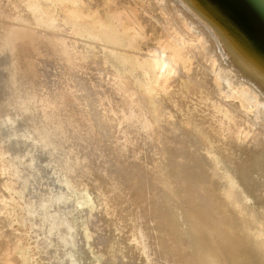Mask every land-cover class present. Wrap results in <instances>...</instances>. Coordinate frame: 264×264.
<instances>
[{
  "label": "bare ground",
  "instance_id": "1",
  "mask_svg": "<svg viewBox=\"0 0 264 264\" xmlns=\"http://www.w3.org/2000/svg\"><path fill=\"white\" fill-rule=\"evenodd\" d=\"M55 1L68 16L72 15L74 20L80 19V21L82 19L78 18L75 11L68 12L67 3L76 5L82 13L83 11L85 13L83 8H89L91 11L94 7L92 13L87 15L90 21L98 18L100 9L108 8L107 2L112 3V8L118 4L119 7L113 8L114 11L109 13L106 21L102 17L97 22L99 25L103 20L110 24L106 37L111 43L126 41L121 40L112 29L110 19L117 14L115 9H127L129 14L141 20L139 22L147 21L148 28L153 31V44L143 46V51L138 54L140 58V67H138L151 88L149 90L159 92V100L156 99V102L161 104V115L165 117V121L155 126L144 113L143 108L147 106L144 107L143 104L141 107L140 102L143 100L140 101L139 96L135 94V85L133 87L131 84V88L135 89L133 91L128 88L126 81L125 83L122 81L120 87L116 86L115 83L119 80L113 71H107V65H103L102 72L108 75L106 79L108 84L114 86L110 91L120 94L122 98L120 101L116 100L118 105L113 104L108 95L106 98L97 96L98 100L102 101L98 103L104 107L103 109L100 110L97 104L93 103L95 98H92L90 104L88 103L89 109L87 106H83V109L81 107L83 104L76 95L83 90V94L86 93L85 96L90 97L86 80L85 84L76 80L75 91L71 90V93H67V98L69 96L73 101L70 106L67 104L63 106L65 102H61L65 92L63 87H60L62 90L60 93H56L58 96L56 99L51 97L49 99L47 96L45 99L37 90L44 84L47 85L46 80L42 81L43 85L40 83L41 87L39 85L35 87L36 84L33 86L30 81L29 84L32 86L27 83V80L35 76L30 63L36 57L33 55L35 57L33 58L30 53L33 61L23 59L25 55L23 53L27 50L35 51L38 57L42 56L44 50L34 49L37 45L35 39L38 38L34 36L35 34L33 35L35 39L31 38L32 33H27L30 29L24 32L22 28V34L31 35L29 37L32 41L34 39L36 45L29 38L28 42L25 35H21L14 26L9 27V29L14 28L12 31L15 32L11 31L10 35L13 39V55L7 58H11L14 63L10 64V66L13 64L11 66L13 68L7 65L10 71L17 70L14 76L19 83L15 86L11 83L12 90L8 86L9 92L13 91V100L17 105L15 101L14 105L13 103L9 105L8 101L6 104V100L4 103L0 102V171L2 173L3 170H13V176L10 178L20 179L22 182L19 189L8 192L4 181L0 179V264L26 263L32 251L28 252L29 237L39 251L41 261L36 260L40 262L46 264L92 262L86 249L81 248L82 240H80L81 236L79 237L81 234L78 227L79 223L85 220L92 235L99 234L100 226L94 218L91 215L85 217L81 213L83 207L90 206L91 201L87 195H80L72 203L67 198L69 194L66 188L53 192L48 187L45 192L42 189L43 192L37 191L38 195H34V191L30 192L29 181H33L32 184L39 182L42 186L40 180L43 181L44 176L41 171L46 168H52L49 176H56L58 180L59 178L68 180L67 186L70 187L72 184L78 185L80 177H86L84 182L86 184L90 182L96 187L102 201H105L102 204L114 228L120 232L118 236L121 237L125 234V230L130 228V231L128 230L130 233L127 231L130 240L124 238L126 241L132 240L131 242L136 245L132 247L138 250L147 264H159V260L160 264H264V58L257 52L256 47L247 43L244 36L243 39L237 37L235 30L228 25L224 16L209 0H116L115 5L112 2L114 0ZM131 1L137 5L131 8L129 6L132 4ZM20 2L22 6L18 8V12L23 10L28 15V21L18 19L23 25L29 22L35 23L34 26L36 23L54 26L60 22L58 21L60 18L53 15L52 0H36L32 5L29 3L33 0H20ZM41 4H46V8L40 9ZM4 8L0 4V15H4ZM7 12L18 13L12 7ZM82 13L80 15L83 16ZM63 24L60 25L64 28H61L63 31L61 33L67 35L68 31L71 36L80 34L75 30L78 26L73 29ZM3 25L9 26L7 23H2ZM19 28L18 30L21 29ZM51 29L55 30V28ZM89 32L90 35L91 31ZM144 36L145 34H139L131 38L128 44L134 45L139 40L143 41ZM1 37L0 45L11 48L9 44L7 45L8 37L6 39V36ZM77 39L79 38L61 39V49L54 48L60 51L59 54L71 55L72 60L76 62L86 66L92 65L95 62H92L94 59L91 58L95 57H92V53L87 54L85 49L82 50V42ZM215 39L218 44L213 46ZM9 51L10 54L11 50ZM30 56L26 57L30 58ZM2 57L5 59L4 56ZM28 61L29 63H26ZM33 63L36 64V61ZM7 65L0 63L2 74L7 73L9 69ZM38 65L43 66V63ZM41 67L38 66V69L35 67L37 70L34 67L32 69L38 71L42 70ZM5 68L6 71L3 72ZM26 71L32 72L28 78L29 73H25L28 74L26 76L24 74ZM21 73L27 78V82L22 81ZM9 74L7 73L6 76L9 77ZM42 76L37 77L42 78ZM37 77H34L35 80ZM14 81L16 79H13V85ZM104 85H101L102 88ZM5 86L6 84L3 87ZM34 88L38 95L33 92ZM149 90L147 89L148 92ZM39 91L43 92V90ZM96 91L91 94L92 97L97 95ZM100 91L102 92L101 89ZM100 91L99 93L104 96ZM144 97L140 95L141 99H145ZM191 101L193 106L204 105L203 112H207L211 124L208 128H204L203 125L201 127L203 129L198 128L201 122L199 126L194 125L199 109L193 108L186 112V116H181L183 104ZM162 103H165V107ZM71 139H75L76 143L68 144ZM96 140L98 143L105 142L99 143L100 146L96 149ZM176 143H178L177 147H180V154L182 151L185 152L187 158L184 154L182 156L185 158L176 156L171 158L172 152L169 151ZM64 146L68 152L62 150ZM97 150L104 151L103 155L114 161L110 162L111 164L108 161V166H105L114 169H112L114 172H110L114 174H108L106 178L110 177L116 183L118 181L127 189L131 187L129 185L136 177L141 180L144 188L150 185L149 194L154 200L149 201L152 203L147 204L148 207H145V203L142 204L143 200L140 201L138 197L136 198L139 201H136L137 199L132 201L133 195L129 198L130 201L124 194L126 200L123 201L124 199L120 198L122 196L120 189L117 197L116 188V191L110 193L111 189L98 181L100 169L98 171L97 168L101 165L95 160L96 155L98 157ZM163 150H168V154L165 155L166 152ZM147 163L152 167H145ZM125 168L126 171H123L122 169ZM199 169L204 171V178L200 175ZM93 174L96 176L93 177ZM254 176L260 181H256ZM148 180L150 183L147 187ZM121 185L119 188L122 192L124 187ZM129 195L128 193V197ZM117 198H120V201H115ZM14 215L20 223L15 231L10 224ZM151 226L154 231L149 229ZM113 235L115 237L117 233ZM95 246L105 249L102 248L101 243H96ZM108 246H113L119 251L128 250L119 240L109 242Z\"/></svg>",
  "mask_w": 264,
  "mask_h": 264
},
{
  "label": "rangeland",
  "instance_id": "2",
  "mask_svg": "<svg viewBox=\"0 0 264 264\" xmlns=\"http://www.w3.org/2000/svg\"><path fill=\"white\" fill-rule=\"evenodd\" d=\"M53 1V5H52V7H53V15H55V17H57V18H60V20L58 19V21H60V22H58V24H55L54 26H50V24H48V25H45V24H39V23H36V25L34 26L33 24H35V23H29V22H27L26 24H24L23 25V23L22 22H20L18 19H21V20H24V21H28V15L26 14V12L25 11H19L18 12V8L19 7H21L22 6V3L20 2V0H0V4L1 5H3L5 8V10H4V15L2 14V15H0V18L2 17V19H0V29H1V27H2V29L0 30V38H2L1 36H6L5 37V39L8 37V39H6L7 40V45L8 46H11V48L10 47H6L5 45H0V54H2L1 56H0V63L2 64V65H9L10 66V64L13 62L14 63V61H12L11 60V58H7V56H11L12 57V55H13V52H12V49H13V47H12V41H13V39H12V36H10L11 35V33L14 31H12V29H14V28H10L9 29V27H15V30L17 29V31L19 32L20 31V34L21 35H25V34H22V32H23V29L22 28H24V32H27V30L28 29H30V30H28V34L29 33H32L31 35L33 36L34 34V36L36 37V38H38V39H35L34 38V36L32 37L31 35H29V36H31V38H34L35 40H37L36 41V43H37V45H36V43L34 42V39H33V41H32V39L28 36V35H25L24 37H25V39H31L30 41H32V43L34 42L35 43V45L37 46H34V44H32V46H34V49H36V48H39L40 50H44V51H42V56H39L38 57V54L35 52V51H28L27 50V52L25 51L23 54H25L26 56L28 55V56H30L31 54V56H33V58H35V60L34 61H36V64L35 63H33L34 61H33V58L30 56V58L28 57H26L25 55H23V59L24 58H26L27 60L29 59V61L31 62V61H33V62H31V63H33V64H31L30 63V65L32 66V67H41L42 65H38L39 63L41 64V63H43V66L41 67L42 68V70H38L39 72L41 71V72H43V73H45V74H41V75H43L42 76V78H39V77H37V76H41L40 75V73H37L38 71H34L33 69H32V67H31V70L33 71V74H35V76L37 77V78H39V81H37L38 79L36 78V80H35V76H32L31 78L33 79V81L35 82V81H37V82H39V84H37V82H35V83H33V81H32V79L30 78L29 80H27L26 81V79L28 78V77H30L31 76V71L30 72H24V74L25 73H29V76H27V78H25V76L26 75H28V74H25V76L23 77V75L24 74H22L21 73V75H22V77L24 78H22V81L23 80H25V82H27L28 84H29V81L33 84V86L36 84V86L35 87H37V85H39L40 87H41V84L43 85V82H45L44 80H46V84L47 85H49L48 87H47V85L45 86V84L39 89V86H38V88L37 89H39V90H43V92L41 93L39 90H37L38 91V93H40L39 95H42L45 99L48 97L49 99H50V97L52 98V99H56V97H58V96H56L58 93H60L62 90H61V88L63 89V91H65L64 92V96H63V98H62V100H61V102H65L64 104H63V106L64 105H68V106H70V104L73 102L72 100H71V98H69V96H68V98H67V93H71V90H74V87H75V81L76 80H79L80 82H82L83 84H85V80H86V87H87V90H89L88 91V93H90V97L89 98H87L85 95H87L86 93H84L83 94V90H82V92H77V94L78 95H76L79 99H80V101H81V103L83 104H81L82 106V108L84 109V107L83 106H87V108L89 109V104L92 102L91 100H92V98H95V99H93V103H96L97 105V107L101 110V109H103L104 107L102 106V105H100L99 103L100 102H102L101 100H98V97L100 96L101 98H106L107 97V95H108V97H110L109 98V100H111V101H113V104H117L116 103V100L118 101H120V100H122V98H121V96H120V94H118V93H116V92H113V91H110V88L111 87H113V89H114V86H113V84H112V86H110V84H108V82L106 81V79H107V74H104L103 72H102V69H103V65H107L106 66V68H107V71L109 72V71H113L115 74H116V76H117V78H118V80L120 81H116V86H118V87H120V85H121V83H125V81H126V85L128 86V88L129 89H132L131 91H133V89L135 90L134 92H135V94L137 95V96H139V99H140V101L141 100H143V101H141L140 103H142L141 104V107H143V104H144V107L145 106H147V108L150 110V111H148V109L145 107V108H143V109H145L146 110V112H145V110H144V113H145V115L147 114V117H149V119L153 122V124L156 126V124H160V122L161 121H165V117L163 116V115H161V111H162V108H161V104L158 102H156L157 100L156 99H158V96H159V92L158 91H153L152 92V90L150 91L149 90V88H150V86H149V84H148V82H146L147 80L145 79V77L142 75V70H140V58H139V56H138V54L140 53V52H142L143 50H142V48H143V46H145V45H151V44H153V31H151L149 28H148V26H147V21H145V22H139V21H141L139 18H135L134 16H132L131 14H129L126 10L127 9H115L116 11H117V14H115L113 17H111V19H110V23H111V26H112V29H113V31L120 37V39L121 40H126V41H124V42H119V43H111V42H109V40L107 39V37H106V35H107V33H108V31L110 30V27H109V25L110 24H108V23H106V22H104L103 20L101 21V22H99L100 24H101V26H100V24L98 25L97 24V22H98V20L100 19V18H102L103 17V19H105V21L107 20V16L109 15V13L110 12H112V11H114V7L116 6H118V4H116L115 3V1L116 0H114V1H112L113 2V4L115 5L113 8H112V3H110V2H107V6H108V8L105 10V7L104 8H102V9H100V8H98V10H99V16H98V18H96L95 20H92V21H90V19L88 18L89 16H87V15H89V14H91L92 13V10H94V7L91 9V11H90V9L89 8H83L84 10H85V13H84V11H83V13H82V11H80L79 9L80 8H78V7H76V5H72L71 3H67L66 4V7H67V10H68V12L69 11H75L76 13H77V16H78V18H81L82 20L80 21V19H77V20H74L73 19V16L72 15H70V13H69V15L70 16H68L65 12H64V10H63V8H61V6L60 5H58V3L55 1V0H52ZM36 2V0H33V2H31V3H29L30 5H32V4H34ZM132 3V4H131ZM131 5H129V6H131V8L133 7V5H137L134 1H131ZM110 5H111V7H110ZM60 6V7H59ZM69 6H70V8H72V10H69L70 8H69ZM14 8L15 10H17V14H12V13H10L9 12V14H8V12H7V10L8 9H10V8ZM119 7V6H118ZM135 7V6H134ZM44 8H46V4H41L40 5V9H44ZM77 8V9H76ZM82 9V10H83ZM87 10V11H86ZM102 10V11H101ZM62 11V12H61ZM88 11H90V13L88 12ZM1 12H3V10L1 11ZM107 12V13H106ZM60 13H62V15H60ZM64 13V14H63ZM83 14V16L82 15H80V14ZM80 16H79V15ZM9 15H12V16H9ZM102 15V16H101ZM5 16V17H4ZM72 16V17H71ZM105 16V17H104ZM62 17V18H61ZM64 17V18H63ZM67 17V18H66ZM86 17H87V19H86ZM4 18V19H3ZM10 18V20H8ZM84 18V19H83ZM7 19V20H6ZM197 19V18H196ZM30 20V19H29ZM85 20V21H84ZM2 21V22H1ZM5 21V22H4ZM7 21V22H6ZM31 22H32V20H30ZM67 21H69V23L67 22ZM95 21V22H94ZM14 22V23H13ZM67 22V23H66ZM75 22V23H74ZM79 22V23H78ZM2 23H4V24H8L9 26L7 27V25L5 26V25H3L2 26ZM15 23H18V24H20V25H23V26H20V25H17V24H15ZM64 23V24H63ZM75 25H74V24ZM76 23H78V24H81V25H78V24H76ZM103 23H106V24H104L103 25ZM144 23V24H143ZM202 23V22H201ZM13 24V25H12ZM29 24V25H28ZM61 24H63V25H65L66 24V27H71V28H75L76 26H78V27H76L75 28V30H76V32L77 33H80V34H78V36L77 35H74V36H71L69 33H68V31H67V35H66V33H61V32H63V31H61ZM72 24V25H71ZM146 24V25H145ZM203 24V23H202ZM71 25V26H70ZM74 25V26H73ZM83 25V27H81ZM92 25H94L93 27H92ZM103 25V26H102ZM31 26H34V28L33 27H30ZM48 26V27H47ZM100 26V27H99ZM17 27V28H16ZM18 27H20L19 29L20 30H18ZM60 27V28H59ZM91 27V28H90ZM37 28H39V29H37ZM51 28H55V30L54 29H51ZM90 28V29H89ZM26 29V30H25ZM42 29V30H41ZM50 29H51V31H50ZM57 29H58V31H57ZM59 29H60V32H59ZM62 29H64V28H62ZM87 29H89V30H87ZM10 30V31H9ZM34 30V31H33ZM44 30V31H43ZM78 30V31H77ZM81 32H80V31ZM12 31V32H11ZM31 31V32H30ZM54 31V32H53ZM65 31V30H64ZM86 31V32H85ZM89 31H91V34L89 35ZM3 32V33H2ZM6 32V33H5ZM10 32V33H9ZM15 32V31H14ZM94 35H93V34ZM3 34H6V35H3ZM8 34V35H7ZM85 34V35H84ZM88 34V35H87ZM139 34H145V36H144V38H142L143 39V41L142 40H139L137 43H135L134 45H129L128 43L130 42L129 40L131 39V38H133V37H137ZM79 35H81V37H79ZM9 36H10V38H9ZM67 36V37H66ZM93 36V37H92ZM71 37V38H70ZM79 38V39H77V41H80V43L82 42V43H84V44H82L81 43V45H82V50H86V52H87V54L88 53H92V57L94 56L95 58H91V59H94L92 62H95V63H93L92 65H83V64H81V63H79L78 61L76 62V60H72V56L71 55H68L67 56V54H65V55H63L62 53L61 54H59L60 53V51H58V50H60L61 49V46H60V41H61V39H69V40H72V39H74L75 40V38ZM95 37V38H94ZM40 38V39H39ZM61 38V39H60ZM29 39L27 40L28 42H29ZM82 39V40H81ZM84 39V40H83ZM87 39V40H86ZM86 40V41H85ZM11 42V44H10V42ZM39 41V42H38ZM68 41V40H67ZM50 42V43H49ZM92 42V43H91ZM96 44H95V43ZM148 42H150V43H148ZM29 44V43H28ZM30 44V45H31ZM86 44V45H85ZM217 45L218 44V41L215 39V40H213V46L214 45ZM56 45H58V46H56ZM84 45V46H83ZM94 45H97L96 47L94 46ZM1 46H2V50H1ZM40 46V47H39ZM51 46H52V48H51ZM87 48H86V47ZM91 46L92 47H94V48H91ZM7 48V49H5V48ZM46 47V48H45ZM54 47H60L58 50H57V48H54ZM98 47V48H97ZM9 48V49H8ZM93 49V50H89V49ZM113 48V49H112ZM4 49V50H3ZM53 50V52H52V50ZM9 50H11V53L9 54L8 52H10ZM89 50V51H88ZM6 53V56H5V53ZM94 51V52H93ZM99 51L101 52L100 54H99ZM55 52V53H54ZM133 52V54L131 55V53ZM27 53H29V54H27ZM31 53V54H30ZM58 53V54H57ZM136 53V54H135ZM8 54V55H7ZM12 54V55H11ZM52 54H53V56H52ZM128 54V55H127ZM225 54V53H224ZM100 55L102 56V57H100ZM131 55V56H130ZM226 55V54H225ZM2 56H4V58L5 59H3V57ZM53 58H52V57ZM128 56V57H127ZM21 57V56H20ZM38 57V58H37ZM67 57V58H66ZM136 57V58H135ZM39 58H41L40 60H39ZM44 58V59H43ZM71 58V59H70ZM8 61H7V60ZM25 59V61H27ZM31 59V60H30ZM37 59L40 61H37ZM51 59V60H50ZM53 59V60H52ZM97 59V60H96ZM5 61V63L3 64V61ZM102 60V61H101ZM29 61L28 62H26V63H29ZM74 61V62H73ZM99 63H98V62ZM137 61V62H136ZM8 62H10V63H8ZM64 62V63H63ZM102 62V63H101ZM135 62H136V64H137V66H136V64H135ZM62 63V64H61ZM69 63V64H68ZM79 63V64H78ZM133 63V64H132ZM57 64V65H56ZM75 64H77V65H75ZM126 64H128L127 65V68H126ZM131 64V65H130ZM7 65V67L9 68V66ZM13 65V64H12ZM11 65V66H12ZM34 65V66H33ZM10 66V68H13V67H11ZM45 66V67H44ZM78 66H79V68H78ZM84 66V67H83ZM99 66V67H98ZM110 66V67H109ZM134 66H135V69H134ZM139 66V67H138ZM6 67V68H7ZM44 67V68H43ZM136 67H137V69H136ZM6 68H5V70H3V72L4 71H6ZM7 68V69H8ZM10 68L7 70V73L9 74L10 72L12 73V74H9V77L8 76H6L7 75V73L6 72H4V73H6V74H4V76H3V74H2V71L0 72V76H1V80H0V83H2L3 82V84H0L1 86V89H0V93H2L1 95H0V102L1 103H4V101L6 100V104H7V101H8V104L9 105H12L11 103H13L15 100H13L14 99V96H13V94H12V92H9L10 91V89L12 90V86H15L16 85V83H19L18 81L19 80H17V78H15V73L17 72V70L16 71H14L13 69H11V71H10ZM14 68H16V67H14ZM35 68V69H36ZM61 68V69H60ZM87 68V69H86ZM38 69V68H37ZM36 69V70H37ZM45 69V70H44ZM101 69V70H100ZM125 69V70H124ZM12 70H13V72H12ZM139 70V71H138ZM76 71H78V73L76 72ZM81 71V72H80ZM86 71V72H85ZM116 71V72H115ZM127 71V72H126ZM134 71V72H133ZM21 72V71H20ZM36 72V73H35ZM73 72V73H72ZM101 72V73H100ZM126 72V73H125ZM118 73V74H117ZM120 73V74H119ZM123 73H124V75H123ZM136 73H138V74H136ZM2 74V75H1ZM84 76H83V75ZM122 74V75H121ZM140 74H141V76H140ZM45 75V76H44ZM64 75V76H63ZM104 75V76H103ZM121 75V76H120ZM132 75H133V77H132ZM3 76V77H2ZM12 76V77H11ZM58 76V77H57ZM84 78H82V77ZM86 76V77H85ZM4 77H5V79H4ZM17 77V76H16ZM59 77H60V80H59ZM90 77V78H89ZM133 79H132V78ZM140 77V78H139ZM15 80L16 79V81H14V85H13V79ZM43 78H45V79H43ZM51 78V79H50ZM87 78V79H86ZM141 78L143 79V80H141ZM4 79V80H3ZM7 79V80H6ZM18 79H19V77H18ZM40 79H41V82H40ZM43 79V80H42ZM56 79V80H55ZM92 79V80H91ZM128 79V80H127ZM3 80V81H2ZM9 80H11L10 82H9ZM87 80H88V82H87ZM94 80V81H93ZM135 80V82H133ZM2 81V82H1ZM43 81V82H42ZM48 81V82H47ZM52 81V82H51ZM60 81V82H59ZM123 81V82H122ZM145 81V82H144ZM7 82V83H6ZM58 82V83H57ZM132 82V83H131ZM12 83V84H11ZM41 83V84H40ZM51 83H53V84H51ZM65 83V84H64ZM137 83H138V85H137ZM6 84V88L5 87H3L4 85ZM12 86H11V85ZM32 84H29V85H31L32 86ZM61 84H63V85H61ZM89 84V85H88ZM103 84H105V85H107V86H103V88H102V86L101 85H103ZM130 84V85H129ZM131 84L133 85V87H134V85H135V87L133 88H131ZM61 85V86H60ZM66 85V86H65ZM124 85V84H123ZM10 87V89H9V87ZM18 86V85H17ZM16 86V87H17ZM59 86V87H58ZM65 86V87H64ZM149 86V87H148ZM30 87V86H29ZM61 87V88H60ZM92 87V88H91ZM101 87V88H100ZM106 88V90H103V89H105ZM109 87V88H108ZM14 89H15V87H13ZM46 88V89H45ZM102 90V92L100 91V89ZM124 88V86L122 87V89ZM139 88V89H138ZM6 89V90H5ZM9 89V90H8ZM36 88H34L33 89V92H35L36 90H35ZM65 89V90H64ZM81 89H85V88H81ZM147 89L150 91V92H148L147 91ZM151 89V88H150ZM35 90V91H34ZM95 90H97L96 92H97V95H95V97H92V95H93V93H94V91ZM142 90V91H141ZM2 91H4V92H2ZM36 91V92H37ZM75 91V90H74ZM99 91L101 92V93H104V96L102 95V94H100L99 93ZM136 91H138V93H136ZM35 92V94H37L38 95V93H36ZM6 95H5V94ZM57 93V94H56ZM66 93V94H65ZM140 93V94H139ZM7 94H9V96L7 95ZM44 94V95H43ZM92 94V95H91ZM155 94V95H154ZM11 95H12V97H11ZM25 95H26V93H25ZM51 95V96H50ZM140 95L141 96H145L144 98L145 99H141L140 98ZM5 96L8 98H5ZM26 96H28V94L26 95ZM47 96V97H46ZM75 96V97H76ZM98 96V97H97ZM152 97H153V99H152ZM3 98V99H2ZM11 98V99H10ZM147 98V99H146ZM155 98V99H154ZM84 100V101H83ZM86 100V101H85ZM98 100V101H97ZM155 100V101H154ZM159 100V99H158ZM3 101V102H2ZM10 101V102H9ZM99 102V103H98ZM145 102V103H144ZM16 103V104H15ZM15 103H13V105L15 104V105H17V102L15 101ZM89 103V104H88ZM123 103V102H122ZM148 103V104H147ZM118 105V104H117ZM120 105V104H119ZM162 105L165 107V103H162ZM184 106H182V109H181V111H180V113H181V116L183 115V116H186V112L187 111H191L193 108H195L196 110H198L199 109V113H197V120H196V122L194 121V125H196V126H199V124H201L198 128H200V129H203V128H201V127H203L204 126V128H208L211 124L209 123V121H208V117H207V112H203V110H205V107H204V105L202 104L201 106H193V103H192V101L190 102V103H186V104H183ZM13 107H15V106H13ZM66 109H67V107H65ZM72 109H74L75 110V108L74 107H72ZM155 109H156V111H155ZM153 112H152V111ZM149 112V113H148ZM159 112H160V114H159ZM77 113H79V112H77ZM82 113V112H81ZM148 114H149V116H148ZM159 114V115H158ZM163 114H165V112L163 111ZM172 115H173V113H171ZM174 116H176V115H174ZM204 118V119H203ZM206 120L208 121V122H206ZM83 121V120H82ZM199 122V123H198ZM201 122V123H200ZM198 123V124H197ZM206 123V124H205ZM207 123L209 124V125H207ZM203 125V126H202ZM123 129V128H122ZM72 138V137H71ZM104 141V140H103ZM105 142V141H104ZM104 142H99V143H104ZM70 143H76V140L75 139H71L69 142H68V144H70ZM99 143H98V140H96V143H95V148L96 149H98V147L100 146L99 145ZM177 144L178 143H176L174 146H176L177 147ZM172 147V150H170L169 152H172L171 153V158H174L175 156L178 158V157H182V158H187V155L185 154V152H181V154H180V147H177V148H175V147ZM62 150H64V151H66V152H68L67 151V148H66V146H64L63 148H62ZM164 152H166L165 153V155H167L168 154V150H163ZM97 152V154H98V157H97V155H96V161L98 162V165H101V166H98V168H97V170L99 171V169H100V171L98 172L99 174H98V181L101 183V184H106L105 186H107L108 188H110L111 190H110V193H113L114 191H116L115 190V188L117 189V192L115 193V195L117 196V193H118V190L120 189L121 190V188H119L120 187V183L117 181V183H116V181L114 182V180L113 179H111L110 177H107V178H109V180L105 177V176H107L108 174H114V173H110V172H114L113 170V168H111V167H105L106 165L108 166V161H109V163L110 162H114L113 160H111L110 161V159H109V157L108 156H104L103 154H105V152L103 151H101V150H97L96 151ZM182 154H184V156H182ZM101 155V156H100ZM102 161V162H101ZM99 163H101V164H99ZM104 163V164H103ZM168 163V162H167ZM111 164V163H110ZM113 165V164H112ZM145 167H152L151 166V164H149V163H147V164H145L144 165ZM198 167V166H197ZM198 168H200V167H198ZM52 168H46V169H42V175L44 176V180L43 181H41L40 180V184L42 185V186H40L39 185V182H35V184H32L33 183V181H29V189H30V192H33L34 191V195L36 194V195H38L37 193L38 192H43V190H44V192L46 191V189L49 187L50 188V190L51 191H53V192H55V191H59L60 189H63V188H66L67 189V192H68V196H67V198H69L68 200L69 201H72V203L74 202V201H76L79 197H80V195L81 196H88L89 197V199H90V201H91V203H90V206H85V207H83V209H82V211H81V213H82V215L83 216H85V217H87L88 215H91V217H93L94 218V220L96 221V223L100 226V231H99V234L96 236V235H92V232L90 231V229H89V227L87 226V224L85 223V220H83L81 223H79V231H80V234L81 235H79V237H80V240H82L81 241V244L83 245H81V248L82 247H84L85 249H86V251H87V253L89 254V257H91V259H92V262H90V264L92 263V264H141V263H143V264H147V262H146V260H145V258L144 257H142L141 256V254L138 252V250L136 249V248H133V247H136V245H134V243H132L131 241H126V239L128 238V240H130L129 238V236L130 235H127V231L130 229V228H127L126 230H125V234H123L121 237L122 238H124V239H122L121 237H119L118 236V234H120V232L119 231H116V229L114 228V226H113V224H112V222H111V220L109 219V216H108V213H107V210L105 209V206L102 204V203H104L105 201H102V197L98 194V192H97V188L96 187H94L90 182H88L87 184H86V182H84L85 181V179H87L86 177H80L79 178V181H78V185H74V184H72L71 185V187H70V185L69 186H67L68 184H67V182H68V180L66 181V179H63V178H59L60 180H58L57 179V177L55 176V177H52V176H49V172L51 173L52 172V170H51ZM101 169H103L104 170V172H103V170L101 171ZM113 169V170H112ZM107 170H109V171H107ZM111 170V171H110ZM123 171H126V168L125 169H122ZM199 171L201 172L200 173V175H202L203 176V178H204V175H203V170L202 169H199ZM105 173V174H104ZM95 174H93V177H95L96 175H97V173H96V175L94 176ZM101 175H103V176H101ZM13 176V170H9V171H7V170H3L2 171V173H1V171H0V179L2 180V181H4V186H5V188H6V190L8 191V192H10V191H15V190H17V189H19L20 188V186H21V180L19 179V180H16V179H12V178H10V177H12ZM81 178H83V179H81ZM43 179V178H42ZM57 179V180H56ZM100 179V180H99ZM107 179V180H106ZM254 179L256 180V181H260L259 180V178H256V176H254ZM80 180H81V182H80ZM103 180L104 181H106V182H103ZM113 182V183H111V181ZM60 181H63V182H60ZM82 181H83V183H82ZM108 181V182H107ZM110 181V182H109ZM141 180H139V178H137L136 177V179L129 185V186H131L129 189H127L126 187H124L125 185H121V187H124V189H122L123 191V194H122V192L119 190V192H120V195H122V196H120V198L122 197L123 199H121V200H123V201H125L126 200V197L124 198V194L125 195H127V198L129 199V198H132V197H134V198H132V201H133V199H137L136 197H138V199L140 200V201H142L143 200V202H142V204L143 203H145V207H148V205L147 204H149V203H152V202H149V201H151L153 198H152V195L151 194H149L151 191H149V190H151V188H150V185H149V187H148V184L150 183L149 182V180L148 181H146V185H147V187L148 188H144L142 185V183L140 182ZM79 182H80V184H79ZM36 183H38V185L36 184ZM110 185H109V184ZM116 183V184H115ZM235 183V182H234ZM32 184V185H31ZM113 186H112V185ZM115 184V185H114ZM117 184H118V186H117ZM133 184H134V187H133ZM40 186V187H39ZM115 186V187H114ZM140 186V187H139ZM30 187H32V188H30ZM38 187H39V189H38ZM114 187V188H113ZM133 187V188H132ZM41 188V189H40ZM132 188V189H131ZM135 188V189H134ZM137 188H138V190H140V191H138L137 190ZM38 189V190H37ZM43 189V190H42ZM114 189V190H113ZM146 189V190H145ZM131 190V191H130ZM133 190H134V192H133ZM137 190V191H136ZM38 191V192H37ZM130 191V192H129ZM146 191H147V193H146ZM152 191H153V189H152ZM128 193L130 194L129 196L130 197H128ZM138 193V194H137ZM146 193V194H145ZM154 193V192H153ZM12 194L15 196V194L12 192ZM133 195V196H132ZM136 195V196H135ZM139 195H141V197L139 196ZM150 195H151V199H149L150 198ZM132 196V197H131ZM142 196H143V198H142ZM149 196V197H148ZM118 197V196H117ZM140 197V198H139ZM120 198H117L115 201H120ZM136 200V201H139V200ZM5 200H9L8 198H5ZM130 201H131V199H129ZM129 200H127V201H129ZM147 200V201H146ZM154 200V199H153ZM252 200V199H251ZM151 205V204H150ZM142 208L144 209V207L142 206ZM146 223V222H145ZM10 224H11V227L13 228V230L15 229L16 230V227H17V229H18V227L20 226V223L18 222V219H17V216L16 215H14V217H13V220H11L10 221ZM148 225V223L146 224V226ZM10 229V228H9ZM149 229L151 230V231H154L153 229H152V226H151V228L149 227ZM11 230V229H10ZM14 230V231H15ZM130 231V230H129ZM128 231V233H130ZM144 231H146V230H144ZM113 233H117V235L114 237V235H113ZM125 235H127V236H125ZM30 239H31V237H29ZM120 238H121V240H120ZM29 239V250H28V252H30L31 250V252L29 253V260L25 263V262H23V264H35V263H37V264H46L45 262H40L41 260H40V255H39V251H38V249L36 248V246L34 245V243H33V241L32 240H30ZM121 241V245L123 246V247H126L128 250H123V251H119V250H116L113 246H108L109 245V242H111V241ZM31 241V242H30ZM50 243L52 244V240H50ZM96 243H101V244H103V246H102V248H105V249H101V248H99V247H96L95 246V244ZM124 243V244H123ZM127 245H126V244ZM131 244V245H130ZM33 245H34V247H33ZM124 245H126V246H124ZM157 245H159V243L157 244ZM133 246V247H132ZM130 247V248H129ZM84 248H82V250L84 249ZM99 249H101V251L99 250ZM132 249V250H131ZM101 253H100V252ZM135 251H137V252H135ZM83 252V251H82ZM103 252V253H102ZM132 252H135V253H132ZM98 255H97V254ZM100 253V254H99ZM33 254V255H32ZM102 254V255H101ZM31 256V257H30ZM32 256H33V258H32ZM99 256V257H98ZM82 257V256H81ZM104 257V258H103ZM33 260H32V259ZM95 258V259H94ZM99 260H98V259ZM144 258V259H143ZM36 259H39L40 261H38V260H36ZM97 259V260H96ZM159 259V258H158ZM104 260H105V263H103L104 262ZM144 262H143V261ZM93 261H95V262H93ZM35 262V263H34ZM158 262H160L161 263V261L159 260ZM159 263V264H160Z\"/></svg>",
  "mask_w": 264,
  "mask_h": 264
},
{
  "label": "water",
  "instance_id": "3",
  "mask_svg": "<svg viewBox=\"0 0 264 264\" xmlns=\"http://www.w3.org/2000/svg\"><path fill=\"white\" fill-rule=\"evenodd\" d=\"M209 1L235 30L237 37L244 36L264 58V0Z\"/></svg>",
  "mask_w": 264,
  "mask_h": 264
}]
</instances>
